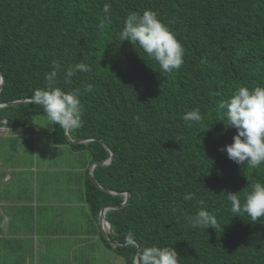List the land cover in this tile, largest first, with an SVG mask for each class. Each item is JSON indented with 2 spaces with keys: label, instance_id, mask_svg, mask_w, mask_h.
<instances>
[{
  "label": "trees",
  "instance_id": "16d2710c",
  "mask_svg": "<svg viewBox=\"0 0 264 264\" xmlns=\"http://www.w3.org/2000/svg\"><path fill=\"white\" fill-rule=\"evenodd\" d=\"M145 9L183 45L179 70L163 72L139 45L118 39L127 15ZM54 60L61 65L56 86L82 93L83 126L69 138L89 141L71 144L56 125L51 146L74 157L75 181L94 221L130 196L105 213L113 234L110 244L102 242L112 260L133 264L131 234L135 245L173 246L179 264H264V217L233 216L225 195L237 193L243 202L248 185L264 183V163L237 165L220 151L236 130L225 127L218 108L239 85L264 86V0H0V103L30 100L1 107L0 127L26 132L47 117L32 95L45 86ZM80 62L91 71L65 84L64 71ZM197 108L202 121H184ZM111 153L110 164L95 166L92 176L117 194L89 176L90 166ZM201 209L220 227H189L186 217Z\"/></svg>",
  "mask_w": 264,
  "mask_h": 264
},
{
  "label": "clouds",
  "instance_id": "9594fccd",
  "mask_svg": "<svg viewBox=\"0 0 264 264\" xmlns=\"http://www.w3.org/2000/svg\"><path fill=\"white\" fill-rule=\"evenodd\" d=\"M103 13L105 21L110 22L108 5L104 6ZM103 26L104 21L99 27ZM117 37L122 42L128 41L133 46L139 45L163 72L172 73L183 65V45L175 33L150 9L127 15ZM60 70L61 65L54 60L51 70L45 73V86L33 90L32 100L43 109L49 125H58L67 135L83 126L82 93L79 88L65 91L56 86ZM89 71L91 67L88 64L76 63L64 71V82L70 84L77 72ZM84 91H92V85L86 84ZM218 108L222 113L221 122L227 121L225 127L236 130L232 143L224 145L220 151L226 152L227 157L237 165L247 164L252 168H258L264 163V86L249 88L239 85L226 100L219 103ZM183 119L186 122L200 123L202 116L197 108L185 113ZM136 120L140 122L139 117H136ZM247 187L249 190L244 192L243 202L240 196L233 192H226V199L230 202L233 216L246 214L251 222H256L258 218L264 217V183L255 182ZM184 199H192V194L185 195ZM172 212H176L174 207ZM186 220L191 228L199 227L205 230L209 227L213 229L220 227L215 215L204 209L194 216L186 217ZM127 241L136 248L133 264H179V254L173 246L135 245L131 234L128 235Z\"/></svg>",
  "mask_w": 264,
  "mask_h": 264
},
{
  "label": "crops",
  "instance_id": "0c3cea01",
  "mask_svg": "<svg viewBox=\"0 0 264 264\" xmlns=\"http://www.w3.org/2000/svg\"><path fill=\"white\" fill-rule=\"evenodd\" d=\"M16 133L21 139L31 135ZM16 133L0 127V264H112V253L102 242L110 244L106 225L99 216L92 219L80 189L71 183L70 195L80 191L81 196L65 198L46 180V164L12 162ZM75 167L67 177L78 180Z\"/></svg>",
  "mask_w": 264,
  "mask_h": 264
},
{
  "label": "rangeland",
  "instance_id": "374dc122",
  "mask_svg": "<svg viewBox=\"0 0 264 264\" xmlns=\"http://www.w3.org/2000/svg\"><path fill=\"white\" fill-rule=\"evenodd\" d=\"M25 130L31 135L29 138L26 137L25 139H21L19 134L16 133L17 138L19 139H15L17 141L14 143L13 147L15 152H13V158H11L12 162L17 163L18 161H24L26 163H34V161H36L38 164H46L48 167L47 171L49 172L48 179L46 180L50 184V187L58 191V194H61V196H63L64 193L65 198L66 196H68L69 198L75 197V199H78L79 195L81 196L80 191H78L76 195L74 194V196H71L70 193L72 192V190L70 189V187H72L71 183H74L73 186H76L74 190H76L77 188L79 189V186L76 184L74 177H67L68 169H73L75 166H77V163L75 159L72 158V154L68 153V149H55L51 146L49 140L51 125H49L47 117H37L34 120V124L32 125V127ZM34 138H36L37 143H35L36 140ZM31 141L34 142L32 143ZM25 180L26 179H24L22 182H24ZM15 184H17L15 187L17 192L20 188L21 180ZM28 186L29 184H27L25 187ZM112 264L123 263L121 262V260L117 259Z\"/></svg>",
  "mask_w": 264,
  "mask_h": 264
},
{
  "label": "water",
  "instance_id": "95a60500",
  "mask_svg": "<svg viewBox=\"0 0 264 264\" xmlns=\"http://www.w3.org/2000/svg\"><path fill=\"white\" fill-rule=\"evenodd\" d=\"M3 82H4V81H3V77H2V74H1V72H0V91H1V89H2ZM24 101H30V100H29V99H25V100H21V101H17V102L6 103V104H1V103H0V108H1V107H5V106H9V105H16V104L22 103V102H24ZM4 122H5V121H4ZM66 139H67V141H68L69 143H71V144H74V143H84V142L89 141V140H82V141L75 142V141H72V140L69 138V135H68V134L66 135ZM111 160H112V153H111L110 157H109L105 162H102V163H100V164H92V165L90 166V168H89V174H90L89 176H90L91 180L93 181V183H94L99 189H101V190H103V191H105V192H107V193H109V194H117V193H115V192H113V191H111V190L103 189V188H101L100 186H98V184L96 183V181L94 180V178H93V176H92V170H93V168H94L95 166H108V165L110 164ZM124 195H125V199H124V201H123V203H122L121 205H119V206H114V207H111V206L105 207V208H103V209L101 210V212H100V214H99V218H100V219L102 220V222H104V224L106 225L107 231H108V233H109L110 235L113 234V231H112V229H111L110 224L108 223V221H107L106 218H105V213H106L108 210H111V209H119V208H122V207L126 206L127 203L129 202V197H130V196H129L128 193H124Z\"/></svg>",
  "mask_w": 264,
  "mask_h": 264
}]
</instances>
